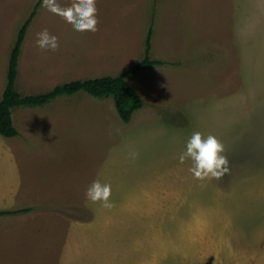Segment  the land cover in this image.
I'll return each mask as SVG.
<instances>
[{
  "label": "rangeland",
  "instance_id": "1",
  "mask_svg": "<svg viewBox=\"0 0 264 264\" xmlns=\"http://www.w3.org/2000/svg\"><path fill=\"white\" fill-rule=\"evenodd\" d=\"M40 0H0V99L18 32ZM70 7L72 0H58ZM97 31L39 8L17 87L43 94L118 76L144 101L129 123L86 93L17 108L0 135V264H264V0H96ZM60 38L42 52L38 32ZM193 131L224 145L229 171L195 178L179 155ZM137 152L135 159L130 153ZM113 207L88 202L95 179Z\"/></svg>",
  "mask_w": 264,
  "mask_h": 264
},
{
  "label": "trees",
  "instance_id": "2",
  "mask_svg": "<svg viewBox=\"0 0 264 264\" xmlns=\"http://www.w3.org/2000/svg\"><path fill=\"white\" fill-rule=\"evenodd\" d=\"M41 0L36 5L26 23L18 32L17 40L11 51L9 65L6 75V88L0 99V135L5 138H16L19 131L15 126L13 112L17 108H36L44 107L59 97H72L78 93H86L96 99L112 98L117 113L123 122L129 123L133 115L144 107V101L129 82L132 78L142 72L149 71L154 67L165 65L162 61L151 58L153 27L149 29L146 38V50L144 58L134 66L128 68L120 75L112 77H102L89 80H79L56 86L52 91L43 94L24 95L18 87L19 62L22 47L25 42L28 30L35 19ZM32 208H25L14 211H0V217L22 215L32 212Z\"/></svg>",
  "mask_w": 264,
  "mask_h": 264
},
{
  "label": "clouds",
  "instance_id": "3",
  "mask_svg": "<svg viewBox=\"0 0 264 264\" xmlns=\"http://www.w3.org/2000/svg\"><path fill=\"white\" fill-rule=\"evenodd\" d=\"M42 7L66 20L74 26L77 32H96L98 19L96 0H72L70 7H62L58 0H41ZM36 45L42 52L61 50L60 38L52 35L48 30L36 34ZM224 145L215 135H204L200 131H193L188 137L184 151L179 155V163L191 160L188 171L197 179L220 178L229 171L228 158L223 154ZM137 152L130 153L135 159ZM112 186L97 178L88 186L85 197L92 204H99L102 208H112L110 200Z\"/></svg>",
  "mask_w": 264,
  "mask_h": 264
}]
</instances>
